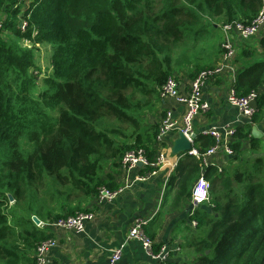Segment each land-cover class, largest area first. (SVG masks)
Wrapping results in <instances>:
<instances>
[{
    "label": "trees",
    "instance_id": "trees-1",
    "mask_svg": "<svg viewBox=\"0 0 264 264\" xmlns=\"http://www.w3.org/2000/svg\"><path fill=\"white\" fill-rule=\"evenodd\" d=\"M262 4L0 0V264H35L38 245L52 238L50 223L85 213L82 203L100 188L115 190L105 170L123 167L126 153L141 151L153 163L159 124L144 128L140 115L161 99V87L173 77L175 51L188 49L189 35L216 18L249 25ZM39 45L51 49L43 75L34 57ZM33 71L41 75L39 83ZM246 71L237 77L235 96L256 93L257 107L236 128L228 149L241 155L248 140L249 153L262 152L230 179L215 167L204 171L212 213L191 216L209 227L190 243L195 264H264V144L251 136V128L264 121V63ZM197 137L199 153L215 144L208 135ZM182 157L189 163L182 169L180 161L169 178L175 194L168 212L190 203L189 187L200 174V160ZM151 171L145 166L139 174ZM34 216L46 225L37 226Z\"/></svg>",
    "mask_w": 264,
    "mask_h": 264
},
{
    "label": "crops",
    "instance_id": "crops-1",
    "mask_svg": "<svg viewBox=\"0 0 264 264\" xmlns=\"http://www.w3.org/2000/svg\"><path fill=\"white\" fill-rule=\"evenodd\" d=\"M222 24L223 18L220 17L212 22V28L220 31L218 40L214 44H210L206 38L196 35L189 41L190 47L188 49L180 48L182 49V54H178L180 58L174 56L173 78L181 94H186L189 90L190 80L193 78L190 77L194 67L202 65L208 56L212 59V65H219L222 55L219 46L224 40V34L220 30ZM232 36L234 37L232 45L235 51L234 67L231 72L225 71L222 75L213 77L205 83L203 100L209 105V109L205 113L197 115L193 122L196 136H206L205 131L214 128L219 131L224 141V145L207 159V166L201 167L200 174L204 173L208 167H215L218 171H224L229 179L235 169H242L245 163H252L262 152L249 153L247 151L249 148L248 140L242 142L241 155L233 153L228 155L224 148L228 142L234 141V136L229 139L223 132L228 128H237L250 120L243 116L240 109L229 103V94L235 87L237 77L248 68L247 59L250 58L251 54H264L260 45L261 37L254 36L242 40L238 39L234 33ZM193 42L195 43L192 44ZM190 51H194L196 54L187 55ZM260 61L264 63V60ZM190 68L193 69L189 70ZM263 92L264 84L259 88V93ZM168 110L172 113L173 118L181 123L185 111L184 106L170 97H165L142 112L140 118L143 127L159 124L162 116ZM252 128H256L261 133L257 139H260L263 145L264 121ZM177 134L178 132L172 131L159 140L157 151L158 155L164 156V161L155 175L146 180H140L138 176L141 167L125 169L122 166H108L105 173L113 177V183L116 186L114 191H117L116 196L111 200L102 202H99L97 197L89 198L82 203L83 209L94 216L86 224L83 233L51 227L52 239L56 243L48 252L47 263L109 264L110 255L119 249L121 256L117 264H157L155 259L145 253L140 242L128 238V232L135 221L142 220L146 221L144 227L152 236L153 243L165 245L170 249V264H195L194 258H192L193 254L188 253V247L190 242H194L195 238L199 239L203 235L198 230L195 231L199 226L195 221V224L192 223L191 216L197 210L211 215V197L209 196L208 202L202 204H195L190 201L182 209L167 211V206L175 194L174 188L168 187L169 178L174 174L179 162L183 160L181 153L174 155L171 152ZM198 146L199 144L196 143L197 149ZM188 163V159L183 160L181 164L184 168L182 169L187 168ZM198 177L191 182L189 191ZM216 216L214 215V217ZM192 237L195 238L192 239Z\"/></svg>",
    "mask_w": 264,
    "mask_h": 264
},
{
    "label": "built area",
    "instance_id": "built-area-1",
    "mask_svg": "<svg viewBox=\"0 0 264 264\" xmlns=\"http://www.w3.org/2000/svg\"><path fill=\"white\" fill-rule=\"evenodd\" d=\"M221 31L224 34V40L220 45L221 48V61L219 65L200 71L191 80L189 90L186 94H181L178 85L173 77H169L160 89V98L170 97L174 99L177 103L182 104L185 108L184 115L182 117L181 123H178L172 113L168 110L162 116L159 122V132H158V143L160 139H163L172 131L182 133L185 138L192 145L187 154L200 160L202 164L201 167L207 166V159L212 156L221 146L224 145V141L221 135L216 129H209L205 131V134L212 137L215 140V144L207 149L203 153H199L198 149L195 147L192 135L194 134L193 122L197 115L200 113H205L209 109V105L203 100V88L205 83L213 77L222 75L226 70H232V62L234 58V47L232 45L233 36L232 33L236 35L238 39L246 40L251 37H263L264 36V0L263 4L253 21L249 25H244L240 22H230L221 25ZM257 94L252 93L245 98H237L235 96L234 89L231 90L228 101L230 104L236 106L241 110L244 117L249 118L254 112V109L249 108L247 105L250 101L256 100ZM236 132V128H228L223 134L231 139ZM228 144L224 146L226 153L232 155V152L228 149ZM183 154H181L182 156ZM163 155H158L153 163H148L147 160L142 155L141 151L134 153L129 152L122 158V165L125 169H135L138 168L137 164H141V167L149 166L153 169L147 175L140 177V180H146L150 176L155 175L158 168L162 165L164 159ZM201 170V169H200ZM209 183L204 179L203 173L199 174V177L190 189L191 201L195 204H202L208 202L209 200ZM117 194V191H109L105 188H100L97 200L99 202L105 200L113 199ZM93 214L90 212L77 213L73 216H68L65 218L58 219L56 222L51 223L50 227L63 228L75 233H83L85 231L86 224L93 219ZM195 224V222H192ZM146 221L137 220L132 225L128 232V238L136 240L141 243L145 253L151 258L157 261V264H170L169 253L170 249L165 245H160L158 249L155 248V244L151 239H149L145 232L144 226ZM55 240L48 239L41 242L35 253V264H48L47 255L48 252L55 246ZM121 252L119 249L112 252L109 257V264H117L120 260Z\"/></svg>",
    "mask_w": 264,
    "mask_h": 264
},
{
    "label": "rangeland",
    "instance_id": "rangeland-1",
    "mask_svg": "<svg viewBox=\"0 0 264 264\" xmlns=\"http://www.w3.org/2000/svg\"><path fill=\"white\" fill-rule=\"evenodd\" d=\"M220 26V25H219ZM221 30V29H220ZM195 35H200L201 37H203V38H206L207 40V42L208 43H210V44H214L217 40H218V37H219V35H220V31H219V29H216V28H212V24L209 26V27H207L204 31H202V32H200V33H198V34H190L189 35V39L191 38V37H193V36H195ZM195 42H193L192 44H194ZM192 44H191V46H192ZM221 49V48H220ZM50 47L49 46H47V45H39L38 47H37V50L35 51V53H34V57H35V61H36V64L37 65H39V67H40V69H41V72H42V75H43V73H45V72H47L48 71V69H50V66H49V57H50ZM180 54H182V49H177L176 51H175V53H174V56H179ZM196 54V52H194V51H190V52H188L187 53V55H195ZM234 56V55H233ZM179 58H180V56H179ZM212 59H211V57L210 56H208L205 60H204V63L202 64V65H199V66H195L194 67V69L195 68H197L198 69V73L200 72V71H203V70H207V69H211V68H213V67H215V65H212L213 63H212V61H211ZM260 60H264V54H261V55H259V54H256V53H254V54H251V56H250V58L249 59H247V62H248V68L246 69V70H248L249 68H251V67H253L255 64H257V63H260L261 61ZM208 65V66H207ZM211 65V66H210ZM232 68L234 67V63L232 62ZM205 68V67H207V68H205V69H200V68ZM193 69V68H192ZM191 68L189 69V70H192ZM245 70V71H246ZM226 71H228V72H231V70H226ZM245 71H242V73L243 72H245ZM33 74L37 77V82L39 83L40 82V79H41V75L40 74H37V71H33ZM37 83V84H38ZM179 133V132H178ZM77 214V213H76ZM35 217V216H34ZM40 222V221H39ZM42 223L40 222L38 225L40 226ZM51 224V223H50ZM49 224V225H50ZM37 225V226H38ZM44 225H46V223H44V224H42V226H44ZM198 230V232L200 233H202V235H203V237L204 236H206V234H208V230H209V227H207L206 225H204L203 223H200L199 224V227L195 230V231H197ZM195 233V232H194ZM195 237H192V239H194ZM202 238V237H201ZM201 238H199V239H201ZM50 239H52V238H50ZM198 238H195L194 240L195 241H198L199 240ZM191 243V242H190ZM189 244V243H188ZM186 246H187V244H186ZM188 253L189 254H193V251H192V249L191 248H189L188 247ZM192 258H194V262L196 261V257H195V255L193 254V257Z\"/></svg>",
    "mask_w": 264,
    "mask_h": 264
},
{
    "label": "water",
    "instance_id": "water-1",
    "mask_svg": "<svg viewBox=\"0 0 264 264\" xmlns=\"http://www.w3.org/2000/svg\"><path fill=\"white\" fill-rule=\"evenodd\" d=\"M249 108H252V109H256L257 107V103H256V100H252L248 103L247 105ZM251 136L253 138H256L257 137H260L261 136V133L258 132L256 130V128H252L251 129ZM195 138H196V135L193 134L192 135V139L194 141V144H195ZM191 144L189 143V141L185 138V136L182 134V133H178L177 134V137L175 138V140L173 141V145H172V149H171V152L176 155V154H183V153H187V151L190 150L191 148ZM138 167H141V164H137ZM9 200L12 201V198L9 196ZM32 220L33 222L38 225L40 222L39 220L36 218V217H32ZM206 254H208V251L205 252Z\"/></svg>",
    "mask_w": 264,
    "mask_h": 264
},
{
    "label": "clouds",
    "instance_id": "clouds-1",
    "mask_svg": "<svg viewBox=\"0 0 264 264\" xmlns=\"http://www.w3.org/2000/svg\"><path fill=\"white\" fill-rule=\"evenodd\" d=\"M224 24V23H223Z\"/></svg>",
    "mask_w": 264,
    "mask_h": 264
}]
</instances>
